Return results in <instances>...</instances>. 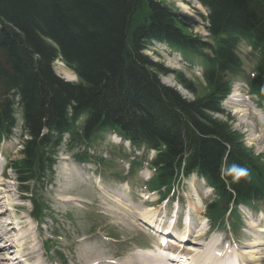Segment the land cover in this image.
Here are the masks:
<instances>
[{"label":"trees","instance_id":"trees-1","mask_svg":"<svg viewBox=\"0 0 264 264\" xmlns=\"http://www.w3.org/2000/svg\"><path fill=\"white\" fill-rule=\"evenodd\" d=\"M197 1L207 11L210 43L161 0H0V140L20 118L23 157L7 163L20 193L33 182L35 194L52 173L64 134L71 149L111 130L135 149L156 152L147 188L161 201L180 179H203L216 196L205 206L212 226L237 219L239 205L264 203L262 157L245 147L220 107L241 72L240 43L257 56L247 84L264 102V0ZM150 41L197 59L203 85L152 63L143 54ZM57 58L75 83L54 75ZM169 75L192 101L161 83ZM233 164L247 176L234 180ZM30 201L40 216L34 196Z\"/></svg>","mask_w":264,"mask_h":264},{"label":"rangeland","instance_id":"rangeland-1","mask_svg":"<svg viewBox=\"0 0 264 264\" xmlns=\"http://www.w3.org/2000/svg\"><path fill=\"white\" fill-rule=\"evenodd\" d=\"M161 1L170 7L194 34L204 42H210L204 28L206 25L204 19L207 16L205 8H199L190 1H181L187 6V10H184L179 0ZM238 53L243 67L241 73L239 71L231 78V85L238 88L239 96L245 97L244 85L254 71L256 56L251 54L242 43L239 44ZM144 55L154 64H161L166 69L181 72L185 78L193 81L198 79L201 85L200 69L193 63L192 58L184 60L178 52L168 49L165 44L158 43L152 45ZM52 71L62 81H76L75 76V78L70 76L74 75L72 71L67 70L62 64H54ZM161 82L177 88L171 75L162 77ZM178 89L183 97L192 99L188 93L179 87ZM236 91L237 89L233 90L235 97L238 96ZM262 108L258 98L255 97L250 98V103L245 100L224 102V109L233 115L232 129L241 133L245 145L252 149L255 155L262 157L264 163ZM21 136L19 124L14 134L0 144V229L13 230V227L15 229V233L14 230L8 232L14 239L13 248L9 250L12 252L7 253V255L12 253L10 259L27 256L31 249L36 251L34 258L37 259L29 260L26 257L27 264H93L100 260L107 264H119L128 256L136 258L144 254L156 255L154 248L158 249L159 234L152 236L154 232L138 220L146 223L145 216H154L158 221L162 218L166 221L174 213L178 217L179 228L184 218L191 234L200 230L204 234L207 232L206 236L198 240V243L205 246L210 242L209 247H212L213 241L220 240L224 247H229L233 252L234 249L240 248V245L244 243L252 245L257 238H260L259 235H254L248 230V225L252 230L261 233L257 231L259 230L257 226L260 224L263 229L264 205L240 208L241 222L237 220L239 223L237 231L230 229L228 225L225 227L217 224L215 226L217 228H212L205 219V205L215 198L204 182L196 177L183 180L180 186L175 185L174 193L166 202H159L160 197L145 187L151 177V170L146 167L149 153L143 150L135 151L127 147V144L124 146L123 141L119 146H113L109 142L111 134L108 132L102 135L100 142L90 147L89 152L93 159L90 164L80 166L70 157L73 153L65 150V147L59 150L53 176H48L41 185L36 186L35 192L41 194V206L46 208L44 220L36 223L32 219L33 206L27 200L31 197L35 184L30 185V194L21 196L15 175L10 171H4L8 161L21 158ZM97 158L102 159L103 165L98 164ZM136 162L137 165L135 164L133 170L129 171V163ZM39 197L35 198L37 202ZM13 204L18 207L11 209L10 206ZM158 221L156 223H159ZM6 223L15 225L11 227L9 224V228ZM260 235L264 237V232ZM251 236L254 238L248 241ZM186 240L187 243L184 245L186 248L197 250L200 254L197 251L195 253L199 255L203 254L198 246L188 243L191 241L189 238H185ZM260 241L264 242L263 239ZM2 245L6 246L5 242H0V253L4 254L7 251L3 250ZM219 246L221 247L220 244ZM47 247H50V253H46ZM151 247H153L150 249L151 252L145 250ZM254 249L252 250L257 249L260 252L250 255L255 258V262L260 259V264H264V256L263 259L260 257L264 247ZM224 252H227L226 255L230 253L226 249L223 250V254ZM88 253H91L92 257ZM0 257L3 255L0 254ZM234 257L244 262L243 255H239L236 251ZM188 258L194 262L196 257Z\"/></svg>","mask_w":264,"mask_h":264},{"label":"bare ground","instance_id":"bare-ground-1","mask_svg":"<svg viewBox=\"0 0 264 264\" xmlns=\"http://www.w3.org/2000/svg\"><path fill=\"white\" fill-rule=\"evenodd\" d=\"M181 1H190V2L193 3V5H196L197 7L201 8L196 3L195 0H179V4H181V7L184 10H187V6H185L183 3H181ZM192 19L195 20L193 17H192ZM54 64H62L65 67V65L63 64V62L59 58H57L53 62L52 68H53ZM65 68L67 70H69L67 67H65ZM72 73L74 75H70V76L72 78L75 76L76 79H77V76L75 75V73L74 72H72ZM56 77L58 79H60L58 76H56ZM234 89H237V88H234ZM233 98H236L234 93L228 98V100L237 101V100H233ZM190 189H193V188L190 187ZM144 219H145L146 223L144 221H142V220H138V221H140L142 224H144L146 226H148L151 223V225H149V226H152L153 224L154 225L156 224V225H158L157 228L160 229L161 226L164 228V231L160 234L161 235L160 237L163 238V239L158 240V244H157V248L158 249L155 250V248H154L156 255L144 254V255H139L136 258L134 256H128L125 260L121 261L119 264H170V263L176 264L172 260L167 261L163 256H161V253H160V251L165 250V249L168 248V250H170V253H172V255H171V258H172L174 252H173V250L170 247L171 245L173 246L174 250H180V254H183L185 257L191 256V257H196L198 259L203 258V259L209 261L211 264H230L231 260H233V259H234V261H236L237 263H240V264H254L255 258L252 257L250 255V253L251 254H254V253L258 254L257 252H260V251H257V249H256V251H253L252 249L257 248V247H264V242L261 243V241H260V239L264 240V237H261V235H260L262 232H264V224L262 225L263 229H261V225L260 224L257 226L258 229H259L257 231L261 232V233H257L256 231L252 230L249 227V225H248V230L254 235H259L260 238H257L252 245H247L246 243H244V245H240V248L234 249V251L231 252V249H229V247H224V245L222 244L221 241L216 242L215 244H213L212 247H209L210 242H208L206 246L198 243V240H200L201 237L206 236V234H204V232H202V230H200V231H198V232H196L194 234H191V232L188 230L187 226H185L183 228V230L179 232L180 234L178 233L179 234L178 236H174V233H171L172 236L177 237V239H178V243L177 244H173L171 241H168V243L163 245L162 243L165 242V235L170 233L172 230H175L176 232H178V229L174 228L176 223H174L173 226H172L171 223H169V222L166 223L164 218H162L160 221H158V219L156 217H154V216H151V217L145 216ZM157 221L159 223H156ZM6 224L9 226V228H10L9 224H11V227H13L12 223H6ZM159 229H157V230H159ZM13 230H14V232H13ZM13 230L0 229V242H5V244L7 246V247L5 245L1 246V247H3V250H6L7 252H5L4 254L0 253L1 256L3 255V257H4V258L0 257V264H10V262H9L10 260L9 259H10V256L12 255V253L10 255L9 254L7 255V253L12 252V251H9V250H12V248H13L14 239H13L12 235H10L8 232L11 231V232L15 233L14 227H13ZM171 235H170V238H171ZM185 238H189L191 241L190 242L188 241V243H190L191 245H194L196 247L198 246L201 249V251H203V254L199 255L200 253L197 250L190 249L188 247L186 248L185 246H182L183 243H187V240L185 241ZM252 238H254V236H251L248 239V241H250ZM258 239H259V241H258ZM172 240H173V238H172ZM256 242H258V244H256ZM219 244L221 245V247L219 246ZM152 248L153 247H151L150 249H152ZM222 248L226 249L230 253H228V255H226L227 252H224V254H223V250L224 249H222ZM241 250L243 252H241ZM148 251H150V250H148ZM196 251L199 254L195 253ZM235 251L238 252L239 255H243L244 262H242L240 259L235 258L237 255L234 257V252ZM244 251H247V252L245 253ZM249 251H252V252H249ZM0 252H1V250H0ZM35 254H36V251L34 249H31V251L29 253H27L28 259L29 260H36L37 258H34ZM88 254H90V256H91V253H88ZM263 256H264V252L260 256L261 259H263ZM88 257H89V255H88ZM3 259H5V260H3ZM259 261H261V260L260 259L257 260V262H255V264H260ZM103 262L104 261L100 260V261L94 262L93 264H102ZM16 264H19V262H17ZM103 264H107V263H103Z\"/></svg>","mask_w":264,"mask_h":264},{"label":"clouds","instance_id":"clouds-1","mask_svg":"<svg viewBox=\"0 0 264 264\" xmlns=\"http://www.w3.org/2000/svg\"><path fill=\"white\" fill-rule=\"evenodd\" d=\"M228 172L229 174H233V179L237 181L247 176L246 170L237 164L231 165Z\"/></svg>","mask_w":264,"mask_h":264}]
</instances>
